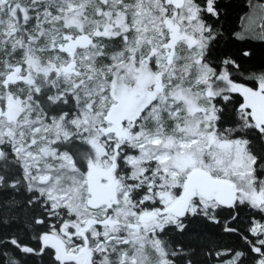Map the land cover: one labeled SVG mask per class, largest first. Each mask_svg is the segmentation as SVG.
<instances>
[{"label":"snow or ice","instance_id":"snow-or-ice-1","mask_svg":"<svg viewBox=\"0 0 264 264\" xmlns=\"http://www.w3.org/2000/svg\"><path fill=\"white\" fill-rule=\"evenodd\" d=\"M0 264H264V0H0Z\"/></svg>","mask_w":264,"mask_h":264}]
</instances>
